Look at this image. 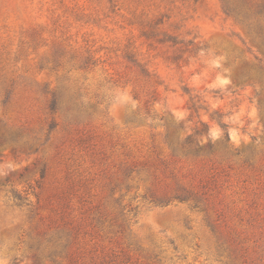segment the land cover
<instances>
[{
    "label": "rangeland",
    "instance_id": "374dc122",
    "mask_svg": "<svg viewBox=\"0 0 264 264\" xmlns=\"http://www.w3.org/2000/svg\"><path fill=\"white\" fill-rule=\"evenodd\" d=\"M257 17L221 0H0V264H264Z\"/></svg>",
    "mask_w": 264,
    "mask_h": 264
},
{
    "label": "trees",
    "instance_id": "16d2710c",
    "mask_svg": "<svg viewBox=\"0 0 264 264\" xmlns=\"http://www.w3.org/2000/svg\"><path fill=\"white\" fill-rule=\"evenodd\" d=\"M246 4L251 6L249 7V11H254V19H248V17H241V12L242 9H240L239 7V3H237V0H221L222 3V8L223 11L229 15V16H233V17H237V19H239L242 23H247L249 26H253V24L256 23H261V17H257L258 15L262 16L264 14V4L262 3H257L254 2L253 0H245ZM161 22H156L154 25H152L153 30H155V28L157 27V25H159ZM168 38L163 39V42H173V44H177L178 42L176 41V39H174L171 36H167ZM125 58L132 63L135 67H137L140 72L146 76V77H151V73L148 71V69L145 67V65L138 59V57L136 56V54L133 52V50L131 49H127L125 52ZM50 110L52 113H56L58 111V107H57V100L55 98H53L51 104H50ZM219 123L221 125V127L223 129H227L228 124L226 123H222L221 119L219 118ZM226 137L229 139L230 135L229 132L226 131ZM192 136H188L186 139V144H188L189 142L192 141ZM192 192L188 191V190H184L182 191V193L177 194L175 196L176 199H179L180 201H184V200H189L192 197ZM13 200L15 201V205L19 206V207H23V206H30L31 205V201L29 200L28 197H24L21 193L14 191L13 195H12ZM114 226L118 227L121 230L125 229V226H127V222L125 221V219L120 222L118 220V218H116L115 220L113 219V223ZM90 264H97L96 262H90Z\"/></svg>",
    "mask_w": 264,
    "mask_h": 264
}]
</instances>
